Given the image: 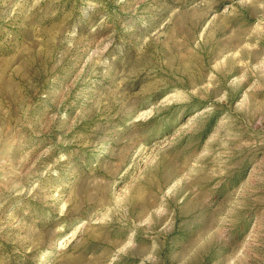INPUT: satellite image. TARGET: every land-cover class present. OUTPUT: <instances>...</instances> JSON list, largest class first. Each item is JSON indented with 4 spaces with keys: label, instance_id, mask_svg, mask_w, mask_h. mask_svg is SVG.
<instances>
[{
    "label": "clouds",
    "instance_id": "clouds-1",
    "mask_svg": "<svg viewBox=\"0 0 264 264\" xmlns=\"http://www.w3.org/2000/svg\"><path fill=\"white\" fill-rule=\"evenodd\" d=\"M0 264H264V0H0Z\"/></svg>",
    "mask_w": 264,
    "mask_h": 264
},
{
    "label": "rangeland",
    "instance_id": "rangeland-1",
    "mask_svg": "<svg viewBox=\"0 0 264 264\" xmlns=\"http://www.w3.org/2000/svg\"><path fill=\"white\" fill-rule=\"evenodd\" d=\"M145 159H147V156H145Z\"/></svg>",
    "mask_w": 264,
    "mask_h": 264
}]
</instances>
